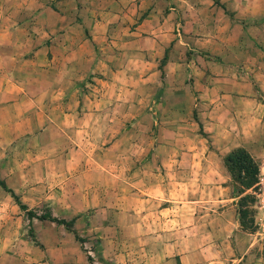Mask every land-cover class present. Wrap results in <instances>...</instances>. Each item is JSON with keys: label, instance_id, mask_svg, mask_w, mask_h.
<instances>
[{"label": "crops", "instance_id": "obj_1", "mask_svg": "<svg viewBox=\"0 0 264 264\" xmlns=\"http://www.w3.org/2000/svg\"><path fill=\"white\" fill-rule=\"evenodd\" d=\"M123 3L0 0V181L107 262L263 264L235 253L223 156L264 145V0ZM0 264L87 258L0 186Z\"/></svg>", "mask_w": 264, "mask_h": 264}, {"label": "rangeland", "instance_id": "obj_2", "mask_svg": "<svg viewBox=\"0 0 264 264\" xmlns=\"http://www.w3.org/2000/svg\"><path fill=\"white\" fill-rule=\"evenodd\" d=\"M123 1V4L127 2V6L121 7V9L124 10L128 18L141 21L149 15L151 8H147L142 3L144 0ZM241 59L244 62L245 56H241ZM201 134L205 136L202 132ZM208 141L210 148H212L214 144L210 139ZM223 162L231 176L232 195L237 198L236 209L239 227L232 236L234 250L238 256L245 257L244 263L246 261L250 263L251 260L264 258V145L259 151L258 148L250 143H245L243 147L232 149L225 154ZM43 214H49L56 220H65L60 216H52L47 211L36 214V216L40 217ZM65 221L70 222L71 225L66 227L53 223L62 226L67 232L71 233V237L76 240L81 250L85 253L87 264H120V262L115 260L107 262L101 259L100 242L102 239L98 238L96 232L86 230L80 232L74 227L73 219ZM108 235L110 234L108 233ZM133 235V237H127L131 239L130 242L133 246L131 252H134L133 249L136 251L139 249L137 232H134ZM29 236L35 238L36 231L30 228ZM262 262L264 264V261ZM130 264L139 263L132 260Z\"/></svg>", "mask_w": 264, "mask_h": 264}, {"label": "trees", "instance_id": "obj_3", "mask_svg": "<svg viewBox=\"0 0 264 264\" xmlns=\"http://www.w3.org/2000/svg\"><path fill=\"white\" fill-rule=\"evenodd\" d=\"M0 186L6 190L8 193H10L11 197L15 200V202L19 205L20 209L25 211L27 216L32 219V218H37L41 221H44V220H50L52 222H55L57 224H61V225H64L66 227H69L71 224L70 222H66L65 220H56L54 218H52L49 214H43L42 216L38 217L36 216L35 212L31 211V210H28L26 206H24L18 199V197L14 194L13 191L9 190L3 182L0 181Z\"/></svg>", "mask_w": 264, "mask_h": 264}]
</instances>
